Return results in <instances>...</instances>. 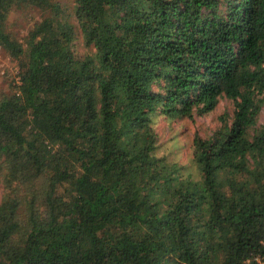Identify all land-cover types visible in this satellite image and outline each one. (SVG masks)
I'll use <instances>...</instances> for the list:
<instances>
[{"label": "trees", "instance_id": "16d2710c", "mask_svg": "<svg viewBox=\"0 0 264 264\" xmlns=\"http://www.w3.org/2000/svg\"><path fill=\"white\" fill-rule=\"evenodd\" d=\"M0 48V264L264 263V0H0ZM221 97L194 167L156 151Z\"/></svg>", "mask_w": 264, "mask_h": 264}, {"label": "rangeland", "instance_id": "374dc122", "mask_svg": "<svg viewBox=\"0 0 264 264\" xmlns=\"http://www.w3.org/2000/svg\"><path fill=\"white\" fill-rule=\"evenodd\" d=\"M69 3V0H61ZM32 10L20 11L13 9L6 17L5 23L8 31L16 36L24 34L28 26L33 21ZM35 17V16H34ZM76 49L81 52L84 47L79 38L75 39ZM17 78L16 65L0 48V92L7 88V83ZM232 110L231 100L221 97L216 105L209 112L204 114L193 113L190 117L167 118L162 114H156L152 118V128L156 132V151L164 153L170 161L178 162L186 167H194L191 164V140L194 136L206 137L211 134L213 129L221 124V118L229 121ZM257 123L264 122V96L260 105ZM2 188L0 185V196ZM260 261H258L259 263Z\"/></svg>", "mask_w": 264, "mask_h": 264}, {"label": "built area", "instance_id": "2783aa9c", "mask_svg": "<svg viewBox=\"0 0 264 264\" xmlns=\"http://www.w3.org/2000/svg\"><path fill=\"white\" fill-rule=\"evenodd\" d=\"M258 264H264V263L260 261Z\"/></svg>", "mask_w": 264, "mask_h": 264}]
</instances>
